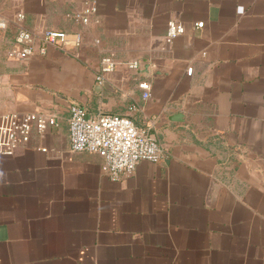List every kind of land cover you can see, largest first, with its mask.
Listing matches in <instances>:
<instances>
[{
    "label": "crops",
    "instance_id": "crops-1",
    "mask_svg": "<svg viewBox=\"0 0 264 264\" xmlns=\"http://www.w3.org/2000/svg\"><path fill=\"white\" fill-rule=\"evenodd\" d=\"M0 17V116H56L0 154V264H264V0H0ZM18 25L67 35L22 59ZM106 55L150 74L118 65L99 87ZM70 104L130 116L163 157L110 179L70 150Z\"/></svg>",
    "mask_w": 264,
    "mask_h": 264
},
{
    "label": "built area",
    "instance_id": "built-area-1",
    "mask_svg": "<svg viewBox=\"0 0 264 264\" xmlns=\"http://www.w3.org/2000/svg\"><path fill=\"white\" fill-rule=\"evenodd\" d=\"M96 11L95 6H87L81 12L67 14L75 21L87 23L89 15ZM24 18L22 12L15 19L20 23ZM6 26V20L0 17V28ZM197 28L203 27V22L195 23ZM183 24L168 22L166 40L171 42L176 35L184 33ZM66 33L45 30L37 35L23 26L18 25L14 42L19 58L25 59L35 54L45 55L49 46L60 48L66 38ZM118 65H123L129 72H135L137 60L118 62L114 56L106 55L100 60L99 70L95 75L98 84L105 81V75L113 72ZM192 67L187 68L191 74ZM143 90V97L149 96V83L138 82ZM136 105H130L129 110L135 111ZM69 140L72 152H89L101 158L100 169L112 180L131 174L140 160L158 162L164 155V149L156 136L144 127L137 126L127 115L98 113L88 116L86 110L76 104L69 105ZM56 124L53 112L16 113L7 112L0 116V154L12 155L20 145L26 144L33 129L43 132L48 126ZM45 151V148H42Z\"/></svg>",
    "mask_w": 264,
    "mask_h": 264
},
{
    "label": "water",
    "instance_id": "water-1",
    "mask_svg": "<svg viewBox=\"0 0 264 264\" xmlns=\"http://www.w3.org/2000/svg\"><path fill=\"white\" fill-rule=\"evenodd\" d=\"M137 72L142 77H147L150 74V68H149V62L146 59H141L138 61V67ZM99 87H104L106 89L111 90L110 84L107 82H103L101 85L99 84ZM173 120H182V114L180 112H177L171 116Z\"/></svg>",
    "mask_w": 264,
    "mask_h": 264
}]
</instances>
